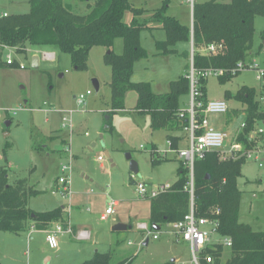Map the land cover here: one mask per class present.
I'll list each match as a JSON object with an SVG mask.
<instances>
[{
	"label": "rangeland",
	"instance_id": "rangeland-1",
	"mask_svg": "<svg viewBox=\"0 0 264 264\" xmlns=\"http://www.w3.org/2000/svg\"><path fill=\"white\" fill-rule=\"evenodd\" d=\"M64 1L70 5L73 13L79 15L87 14L88 7L95 2ZM163 1H168V16L174 17L183 26L191 27L193 4L209 1L225 3L228 0H129L135 8L147 11L159 8ZM28 12V0H0V14L13 16ZM130 19L131 15L126 13L125 21ZM263 30L264 18L255 17L252 49L245 56L246 65L251 63L252 67L241 71L225 86H220L215 76H208L207 100H223L224 90L233 94L242 86L255 90L260 88L261 81L257 79V74L264 72ZM163 35L159 29L141 33V46L149 56L135 63L132 76L133 82H149L156 94L168 92L169 83L182 74L185 63L178 56H154V41L162 40ZM189 49L192 53L194 48L190 45ZM194 50L205 53V47ZM50 51L55 54L54 59H43L42 55ZM113 51L121 53L120 39L115 41ZM36 52L40 64L32 67L30 53L0 49V61L6 64L8 56L12 63V67L5 64L0 66V165L7 163L8 183L25 179L28 187L39 191L38 195L29 199L30 210L48 212L64 207L65 214H69L73 222L85 224L86 228L98 232L102 242L94 248L99 253H112L114 263L162 264L174 259V264H191L186 245L176 240L169 224L163 225L158 232L154 231L158 240L148 237V245H143L147 237L137 230V225L148 223L149 205L147 199L137 195L135 186L130 183L132 176L136 181L147 183L152 190L159 185L171 186L177 180L179 159L176 151L187 147L186 134L175 133L174 136L181 139L176 151L170 150L165 132H151L148 116L134 111L136 95L133 92L126 94L124 110L111 113V74L105 63L108 52L105 48H91L86 68L80 70L72 67L68 55L57 50L50 48L49 51ZM254 66L256 69H253ZM93 80L98 83L97 92L93 89ZM87 91L91 94L85 99L86 105L78 106L75 98ZM226 103L229 108L240 107L232 100ZM50 109L53 112H45ZM109 113L113 128L111 132L105 125ZM63 117H70L71 132L67 127L62 128ZM207 119L214 129L227 132L228 142L244 123L242 114L228 123H225L226 114L208 115ZM6 121L10 122L8 127ZM62 141L70 146V152H66V155L70 153L72 158L74 156L70 198L52 194L60 172L61 151L64 149ZM5 143L10 144V148L3 155ZM33 146L41 149L35 151ZM153 148L156 151L152 156ZM127 154L136 164L137 173L130 171ZM98 157L102 158L101 162ZM161 158H165V161L151 165V159ZM81 174L87 180L83 181ZM261 176L256 165L247 161L242 166V176L237 180V187L241 191L239 221L255 231H264V192L263 185L258 182ZM76 191L78 195H72ZM110 200L118 205L107 219L101 220ZM116 218L130 222L131 228L121 233H111V221ZM116 240L119 241L118 245H114ZM91 242L79 243L72 236L58 234V250L54 251L48 249L44 231L31 228L19 234L0 232V264H78L75 257L77 250L83 248V260L89 259L91 256H86V250L94 249L90 246ZM58 252L62 253L60 258L57 257ZM226 256L225 252L222 263ZM72 259L77 262L73 263Z\"/></svg>",
	"mask_w": 264,
	"mask_h": 264
},
{
	"label": "trees",
	"instance_id": "trees-1",
	"mask_svg": "<svg viewBox=\"0 0 264 264\" xmlns=\"http://www.w3.org/2000/svg\"><path fill=\"white\" fill-rule=\"evenodd\" d=\"M28 5L27 14L0 17V47L20 54H26L27 48H52L68 55L75 70L86 68L91 48H105L108 51L105 63L111 74V113L124 110L126 94L135 93L134 111L148 116L151 132L166 133L169 149L173 151L180 141L175 133L183 132L188 137L184 130L189 127L190 69L195 75L197 93L193 116L194 122L199 123L205 118L203 110L209 100L206 98L207 78L197 73L220 70L223 75L216 77L218 84L225 86L229 83L241 72L232 74V70L237 69L239 63H245V56L252 49L255 17L264 18V0L193 4L191 27L183 26L167 15L168 1H163L153 11H147L135 8L129 0H95L85 15L73 13L64 0H28ZM126 13L131 15L129 21H125ZM157 29L163 32L164 38L154 41V56H178L186 61L185 73L169 83L165 94L154 93L149 82L132 81L135 63L149 56L141 46V33ZM261 38L264 41V30ZM117 39L122 42L119 54L113 51ZM214 43L222 44L223 50L216 54L194 50ZM190 45L194 48L192 53ZM4 64L0 61V66ZM260 92L246 86L233 94L224 90L223 101L232 100L240 106L228 109L225 123L240 114L244 116V128L239 129L234 139L245 148L251 145L249 135L255 124L264 118L258 100ZM110 117L109 113L105 120L109 132L113 129ZM9 148L10 144L5 143L3 155ZM33 148L35 151L41 149L38 146ZM163 161L165 158L151 159V165ZM244 164L243 159L223 161L217 153L206 152L193 163L190 193V171L179 160L177 180L170 188L154 197H145L149 202V229L154 232L152 226H158L160 230L165 224L178 222L192 209L196 218L217 219L219 237L231 240L230 248H223L221 244L207 246L200 255L201 264H206V257H211L210 264H264V231H255L239 221L241 191L237 180L242 176ZM8 173L5 162L0 165V232L19 234L31 228L46 231L51 226L66 223L63 208L48 212L30 210L29 199L39 191L28 187L25 179L9 184ZM130 183L135 186L138 181L131 176ZM225 252L227 256L222 263ZM81 264H131V261L114 263L112 253L107 252L95 253Z\"/></svg>",
	"mask_w": 264,
	"mask_h": 264
},
{
	"label": "built area",
	"instance_id": "built-area-1",
	"mask_svg": "<svg viewBox=\"0 0 264 264\" xmlns=\"http://www.w3.org/2000/svg\"><path fill=\"white\" fill-rule=\"evenodd\" d=\"M7 14H1L0 17H6ZM223 50V45L219 43L210 44L205 47L204 54H216ZM44 58L52 59L51 55L43 54ZM6 65H12L9 57L7 56ZM252 64L246 65V63H239L237 69L232 70V74L236 71H243L244 69H249ZM256 69V66L253 67ZM203 78L208 76H220L223 75V71L209 69L200 73H197ZM190 81V96L188 110L189 113V127L184 131L187 133V147L183 150L176 151V155L179 160H181L185 167L190 171V182L188 183L189 192L192 193V168L193 163L196 159H200L206 152L217 153L220 160H241L245 162L252 161L257 169L261 171L260 184L263 185L264 192V118L257 122L249 135V139L252 140L249 148H245L241 143L235 141L233 138L228 142V134L225 131H219L210 126L207 116L208 115H222L226 114L229 107L227 103L223 100H210L207 102L203 114L205 118L199 123L194 122V100L197 96L195 91V75L191 69L189 73ZM257 79L261 81L260 86V96L258 100L261 102V108L264 110V72H258ZM91 92L87 91L84 95H80L75 98L78 106H85V99L89 96ZM199 106V105H197ZM1 117V116H0ZM62 128H68L71 132V120L70 117L62 118ZM244 128V123L240 126V130ZM67 152H70L67 149ZM72 155L67 154L66 160L60 164V176L57 178V188L52 191V194H59L64 197L70 198V177L72 172ZM98 161L101 162L102 158L98 157ZM137 195L140 198H145L147 196L154 197L157 194L167 191L170 186L159 185L154 190H147L144 183L138 182L135 185ZM117 202L110 200L107 203V208L104 213V217L110 216L115 207H117ZM171 227V232L175 236L178 242H183L187 244L189 248L190 261L191 264H199L200 255L203 250L213 244H221L223 248L231 247V240L227 237L221 238L218 235L219 222L217 219L212 218H196L194 216L193 210L190 209L189 213L183 217L182 220L169 224ZM137 230L143 232L145 236L151 237L153 240L157 239V234L152 232L148 223H141L137 225ZM45 241L50 249L57 248V235L70 233L71 229L68 226L67 229H63L60 224H56L52 229L46 230ZM76 238L79 240H86L88 238L87 232L78 231ZM212 261L211 257H206V264H210Z\"/></svg>",
	"mask_w": 264,
	"mask_h": 264
},
{
	"label": "crops",
	"instance_id": "crops-1",
	"mask_svg": "<svg viewBox=\"0 0 264 264\" xmlns=\"http://www.w3.org/2000/svg\"><path fill=\"white\" fill-rule=\"evenodd\" d=\"M1 14H6V13H1ZM0 14V15H1ZM183 48L182 49H184V46H182ZM0 49L3 51V50H9V49H2L1 47H0ZM49 49L50 48H29L28 50H27V52L28 53H30V58L32 59L34 56H37L36 54H37V52H36V50H45V51H49ZM53 50V49H52ZM26 52V53H27ZM45 53H47V54H50L51 55V58L52 59H54V57H55V54L53 53V52H45ZM38 57V56H37ZM42 57H44L43 55H42ZM176 57V56H175ZM43 59H45L46 60V58H43ZM42 58H41V61L43 60ZM40 64V60L38 59V65ZM38 65H37V67H38ZM185 65H186V61H185V63H184V68L182 69V74H180L179 76H181V75H183L184 73L183 72H185ZM7 67H11V65H6ZM178 76V77H179ZM258 91L260 90V88H258L257 89ZM222 100V99H221ZM45 112L46 113H50V112H53V110H45ZM6 122H8V121H6ZM208 122H209V120H208ZM148 127H149V125H148ZM166 134V133H165ZM55 137V139L57 138V136H54ZM167 137V136H166ZM179 138H180V136H178ZM181 139V138H180ZM180 142V141H179ZM178 142V143H179ZM177 143V144H178ZM61 144L63 145V147H64V151L62 150L61 151V154H62V158L60 159V163H59V168H60V164L62 163V162H64V160H66V157H67V155H66V152H67V149H69V144L65 141H62L61 142ZM168 144V143H167ZM69 151H70V149H69ZM153 151V150H152ZM156 151V149L154 148V151L153 152H155ZM105 155H107L106 154V152L104 153ZM65 155V156H64ZM64 156V157H63ZM73 161H74V156H73ZM72 164H73V162H72ZM60 176V172H59V175L57 176V178ZM81 176L83 177V178H81L83 181H85V180H87V177H84L82 174H81ZM57 178H56V181H55V185H54V189L55 188H57ZM135 179V178H134ZM260 181V179L258 178V182ZM138 182H141V183H144L145 185H146V188H147V190H152L153 188H149V186L147 185V183H145V182H143V181H138ZM71 186H72V183L70 184V189H71ZM78 195V193H77V191L76 192H72V195ZM148 205H149V202H148ZM59 208H63L64 210H65V208L64 207H59ZM66 215V214H65ZM104 214H102V217H101V220H105V219H107V217L108 216H106V217H104L103 216ZM111 225H112V227H111V229H110V232L111 233H113V234H117V233H121V232H124V231H126L127 229H130L131 227H130V222H128V221H122V220H119V218H116L114 221H111ZM116 224H123V225H126L127 226V229L126 230H124V231H119V232H114V231H112V228L116 225ZM62 227H63V229H67V227L69 226L70 227V229H71V232L70 233H64V234H66L67 236H72L73 237V239H75L76 241H78L79 243H85V242H88V241H92L91 242V245L90 246H92L93 248L99 243V244H101V242H102V240H101V238H100V235H99V233L98 232H96V231H94L93 229H88V228H86V225L85 224H78V223H75V222H73L72 221V219L70 218V215L68 214V216L66 215V223L65 224H63V225H61ZM53 228V226H51V228H49V229H52ZM33 229V228H32ZM78 231H85V232H87V235H88V238L86 239V240H79V239H77L76 238V234H77V232ZM139 231V230H138ZM172 233V232H171ZM109 239H111V236H110V234H109ZM147 240V244L146 245H148V240H149V238H147L146 239ZM156 240H158V235H157V239ZM144 242H145V240H144ZM175 242H176V240H175ZM119 244V241L118 240H116L115 241V243H114V245H118ZM185 244V243H184ZM186 245V247H187V249H188V251H189V248H188V246H187V244H185ZM48 249H50V248H48ZM83 249V248H82ZM77 250V254H76V256L75 257H77L78 258V264H81V263H83L84 261H86V260H89L95 253H99L98 252V250L97 249H93V250H89V248H88V250H86V253H87V255L86 256H89V254H90V258L89 259H84L83 260V258H85V250H84V252H82L83 250ZM51 250H54V251H57L58 250V245H57V248L56 249H51ZM90 251V252H89ZM109 252V251H108ZM82 253H83V255H82ZM60 255H62V253H60V252H58V258H60L61 256ZM83 256V257H82ZM81 258V259H80ZM83 260V261H82ZM72 262L74 263V262H77V261H73V259H72ZM171 262H174V263H176V260H172Z\"/></svg>",
	"mask_w": 264,
	"mask_h": 264
},
{
	"label": "water",
	"instance_id": "water-1",
	"mask_svg": "<svg viewBox=\"0 0 264 264\" xmlns=\"http://www.w3.org/2000/svg\"><path fill=\"white\" fill-rule=\"evenodd\" d=\"M31 65L32 67H37L38 65V57L37 56H34L32 59H31ZM92 86H93V89L95 92L98 91V83L97 81L93 80L92 81ZM5 125L8 127L10 125V122H5ZM126 159L129 161V165H130V171L133 172V173H137V167H136V164L130 159V156L127 154L126 155ZM127 229V226L126 225H123V224H116L113 228H112V231L114 232H119V231H124ZM152 229L153 231H158L159 230V227L158 226H152ZM147 244V240H145V242H143V245L146 246Z\"/></svg>",
	"mask_w": 264,
	"mask_h": 264
}]
</instances>
